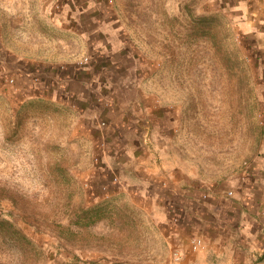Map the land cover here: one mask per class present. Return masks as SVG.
<instances>
[{
  "label": "rangeland",
  "instance_id": "rangeland-1",
  "mask_svg": "<svg viewBox=\"0 0 264 264\" xmlns=\"http://www.w3.org/2000/svg\"><path fill=\"white\" fill-rule=\"evenodd\" d=\"M246 1L0 0V264H264Z\"/></svg>",
  "mask_w": 264,
  "mask_h": 264
},
{
  "label": "crops",
  "instance_id": "crops-1",
  "mask_svg": "<svg viewBox=\"0 0 264 264\" xmlns=\"http://www.w3.org/2000/svg\"><path fill=\"white\" fill-rule=\"evenodd\" d=\"M245 4L246 18L239 24L245 32L251 33L257 39L262 38L264 34V0H247Z\"/></svg>",
  "mask_w": 264,
  "mask_h": 264
},
{
  "label": "built area",
  "instance_id": "built-area-1",
  "mask_svg": "<svg viewBox=\"0 0 264 264\" xmlns=\"http://www.w3.org/2000/svg\"><path fill=\"white\" fill-rule=\"evenodd\" d=\"M232 192L233 191H229L228 193L231 194ZM193 242H194L195 248H197L201 241L200 240H197V239H194Z\"/></svg>",
  "mask_w": 264,
  "mask_h": 264
},
{
  "label": "trees",
  "instance_id": "trees-1",
  "mask_svg": "<svg viewBox=\"0 0 264 264\" xmlns=\"http://www.w3.org/2000/svg\"><path fill=\"white\" fill-rule=\"evenodd\" d=\"M202 18H205V17H202ZM85 213H88V211H90V209H87V208H83L82 209ZM88 210V211H87Z\"/></svg>",
  "mask_w": 264,
  "mask_h": 264
}]
</instances>
